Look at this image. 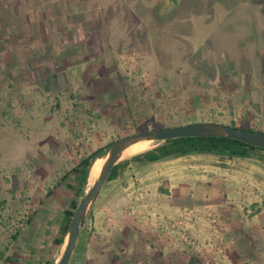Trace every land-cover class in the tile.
<instances>
[{
    "label": "rangeland",
    "instance_id": "374dc122",
    "mask_svg": "<svg viewBox=\"0 0 264 264\" xmlns=\"http://www.w3.org/2000/svg\"><path fill=\"white\" fill-rule=\"evenodd\" d=\"M32 22L38 32H27ZM71 40L80 44L59 47ZM47 44L49 67L27 65L48 56ZM91 84L104 95L92 97ZM256 88L264 91V0H0L1 238L22 231L35 207L21 192L38 150L50 148L37 140L54 145L58 154L51 147L41 162L59 170L75 163L73 145L90 151L136 130L214 121L264 131Z\"/></svg>",
    "mask_w": 264,
    "mask_h": 264
},
{
    "label": "crops",
    "instance_id": "0c3cea01",
    "mask_svg": "<svg viewBox=\"0 0 264 264\" xmlns=\"http://www.w3.org/2000/svg\"><path fill=\"white\" fill-rule=\"evenodd\" d=\"M21 25L18 22L13 27L16 30ZM27 26V32L39 31L34 22ZM65 42L59 47L76 44ZM48 46H43L48 56L29 55L26 64H42V71L47 69L52 58ZM222 87L217 90L220 96L226 92ZM91 91L92 97L104 95L101 89ZM234 91L235 87L231 89ZM250 94L261 103L264 91L256 88ZM41 143L50 144V148L48 152L38 150L32 181H23L27 190L21 192H28L35 207L22 231L5 239L0 235V264L55 263L65 244V236L62 243H55L60 237L63 212L75 197L69 185H77L70 170L86 153L104 145L98 144L90 151L77 150L73 145L76 160L72 168L61 163L55 166L59 170H53L49 162L41 161L47 160L45 156L50 153L55 155L51 152L54 145L47 139L36 142ZM260 155L256 152L257 157ZM259 164L253 156L221 158L212 154L145 163L130 161L105 182L80 229L68 264H264V177H260ZM137 187L148 194L147 202L140 207L133 199ZM186 208L196 212V218L190 221L195 247L175 233H160L155 226L154 213L173 218ZM208 213L216 216L215 222L209 220Z\"/></svg>",
    "mask_w": 264,
    "mask_h": 264
},
{
    "label": "water",
    "instance_id": "95a60500",
    "mask_svg": "<svg viewBox=\"0 0 264 264\" xmlns=\"http://www.w3.org/2000/svg\"><path fill=\"white\" fill-rule=\"evenodd\" d=\"M211 136L228 137L264 149V132L214 121H198L178 126H162L149 130H136L110 142L104 154L100 157L103 161L98 174L93 180H90L88 175L83 195L79 198L70 218L65 234L64 247L54 264L69 263L85 218L98 198L112 167L121 159L125 148L141 140H150L155 143L174 138Z\"/></svg>",
    "mask_w": 264,
    "mask_h": 264
},
{
    "label": "trees",
    "instance_id": "16d2710c",
    "mask_svg": "<svg viewBox=\"0 0 264 264\" xmlns=\"http://www.w3.org/2000/svg\"><path fill=\"white\" fill-rule=\"evenodd\" d=\"M229 124L240 128L261 131L252 127L237 125L234 122H230ZM109 143L110 142L86 153L85 156L82 157L70 170L74 174V182L77 184L69 185V187L74 191L75 197L71 199L68 207L63 212V218L59 227L60 237L55 239L56 244H60L63 241L73 211L79 198L83 195V189L89 175L90 167L97 158H100L104 154ZM256 152L263 153L260 157L264 161V149L228 137L211 136L167 139L161 142H155V145L146 151L134 154L130 158L119 160L112 167L107 181L116 175L118 168L125 167L130 161L145 163L189 154H212L221 158L249 157L253 156Z\"/></svg>",
    "mask_w": 264,
    "mask_h": 264
},
{
    "label": "built area",
    "instance_id": "2783aa9c",
    "mask_svg": "<svg viewBox=\"0 0 264 264\" xmlns=\"http://www.w3.org/2000/svg\"><path fill=\"white\" fill-rule=\"evenodd\" d=\"M147 192L140 187L134 189L133 199L138 202V206L145 205L147 202ZM135 211V210H134ZM137 212V211H135ZM156 217V228L160 233H175L183 242L195 247L196 240L190 233V221L196 218V212L192 208L183 209V213L177 217H168L162 214L154 213ZM153 214V215H154ZM161 215V216H160ZM149 216V215H148ZM139 216L138 218H140ZM207 217L211 222L216 221V216L208 213Z\"/></svg>",
    "mask_w": 264,
    "mask_h": 264
},
{
    "label": "bare ground",
    "instance_id": "6f19581e",
    "mask_svg": "<svg viewBox=\"0 0 264 264\" xmlns=\"http://www.w3.org/2000/svg\"><path fill=\"white\" fill-rule=\"evenodd\" d=\"M146 141L148 142L150 140H141V141H138V142H135V143L129 145L122 152L121 158H123V156L125 154L129 155V154H132V153H136L139 150H142V148L146 145ZM102 161H103L102 158H97L95 160V162L92 164V166L90 168V174H89L90 180H93L95 178V176L98 174Z\"/></svg>",
    "mask_w": 264,
    "mask_h": 264
}]
</instances>
